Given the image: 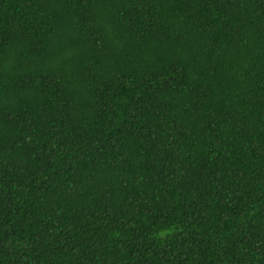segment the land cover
I'll list each match as a JSON object with an SVG mask.
<instances>
[{"label":"trees","instance_id":"1","mask_svg":"<svg viewBox=\"0 0 264 264\" xmlns=\"http://www.w3.org/2000/svg\"><path fill=\"white\" fill-rule=\"evenodd\" d=\"M0 264H264V0H0Z\"/></svg>","mask_w":264,"mask_h":264}]
</instances>
